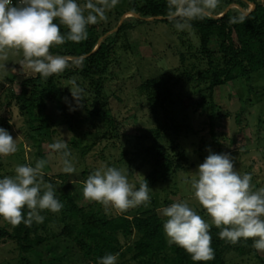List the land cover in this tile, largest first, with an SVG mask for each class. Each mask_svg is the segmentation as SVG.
<instances>
[{
    "label": "rangeland",
    "instance_id": "1",
    "mask_svg": "<svg viewBox=\"0 0 264 264\" xmlns=\"http://www.w3.org/2000/svg\"><path fill=\"white\" fill-rule=\"evenodd\" d=\"M211 1L221 3L223 0ZM79 3L83 5L85 0ZM132 3V0H117L111 5L109 0L106 19L98 22L99 28L115 29L117 16L124 11L119 23L133 21ZM180 24L183 27L141 23L129 29L126 37L133 45L132 51L119 53V64L113 66L102 95H97L87 85L80 86L74 78H61L62 88L78 94L68 99L71 111L75 117L84 118L73 130L62 122V115L53 102H47L45 108L50 126L38 132L28 129L17 107L6 105L9 90L15 89L14 84L3 83L15 77L13 71L18 69L23 53L15 49L0 52V57L4 58L0 63L6 65L0 69V90L3 89L0 91V127L17 138V151L0 156L2 176L14 175L17 165L35 166L44 160L45 183H51L57 192L71 193L80 205H95L94 201L84 198L82 189L88 175L104 163L127 169L130 182L137 187L140 181L147 180L151 200L142 210L155 208L160 215L163 206L186 200L209 222L206 210L184 183L190 175L188 171H194L208 155L206 149L230 153L235 169L240 174H251L253 190L264 187V70L253 74L249 82L236 79L216 86L210 98L205 81L196 82L184 74L192 65L194 69L190 72L198 69L204 59L195 31L185 23ZM209 49H217L214 38L210 39ZM180 54L184 55L183 63ZM27 70L32 72L28 66ZM149 77H158L165 98L161 94L154 102L140 92V83ZM19 83H16L17 89ZM77 88L82 91L77 93ZM102 101L103 108L109 111L110 123L98 116L88 117V109L97 111ZM152 103L157 104L153 107ZM156 129L160 131L156 141L162 145L170 165L167 167L168 161H165L152 174V156L144 149L155 139ZM57 141L68 145L69 159L76 168L74 173L61 171V155L50 147ZM96 205L108 215L135 211V207L120 212L106 210L100 203ZM40 214L47 219L43 230L47 240L35 249L21 252L15 242L0 238V264H90L78 245L63 231L59 212L44 210ZM3 224L4 219L0 218V226ZM253 239L243 245L241 252L234 248L224 250L225 264H264V251L253 247ZM128 257V253L118 257L117 264H135Z\"/></svg>",
    "mask_w": 264,
    "mask_h": 264
},
{
    "label": "trees",
    "instance_id": "2",
    "mask_svg": "<svg viewBox=\"0 0 264 264\" xmlns=\"http://www.w3.org/2000/svg\"><path fill=\"white\" fill-rule=\"evenodd\" d=\"M132 2L135 10L133 21L122 20L119 23L124 11L117 16L115 29H100L96 23L88 26V37L81 42L66 40L63 44L52 45L50 52L65 57L68 62L62 72L47 79L34 73L24 77L18 89L15 87L9 90L7 104L17 107L29 130L38 132L50 126L45 113L47 102L55 104L62 115V122L69 130L80 126L84 118L75 117L71 111L68 99L73 96L70 91L62 88L61 78H74L80 86L87 85L97 95H102L105 81L112 74L113 66L119 64V53L132 51L133 45L127 41L126 33L137 24L166 23L172 26L185 23L195 31L204 63L190 72L194 69L192 65L184 74L187 79L205 81L210 98L216 86L236 79L249 82L253 74L264 70V0H223L221 3L211 1L212 6H203L200 14L194 17L181 16L173 0ZM148 17H152L151 20ZM60 30L62 34L67 32L63 25H60ZM211 38L215 39L217 45L214 51L209 49ZM180 58L183 63L184 55L180 54ZM139 90L154 102L161 94L165 98L158 77L145 79L140 83ZM164 90L168 94L169 91ZM73 94L74 97L78 96ZM156 104L152 103V106L155 107ZM101 105L97 111L88 109V117L98 116L110 123L109 111L103 108L104 101ZM159 136L160 131L156 129L155 139L144 149L152 156V174H155L156 168L168 161L162 145L156 141ZM169 165L170 161L167 162V167ZM0 177H3L1 173ZM56 198L63 203V208L59 211L63 231L78 245L90 264H98V258L109 253H118V257L128 253V258L135 264H225L224 250L234 248L241 252L243 245L251 241L249 238L232 243L220 238L219 229L212 226L210 232L214 259L194 262L184 249L168 243L162 227L163 218L155 208L142 210L144 204H141L131 214L122 212L108 215L96 205L98 202L94 201L95 205H80L69 192L56 191ZM27 212L28 209L25 208V217ZM46 220L45 218L43 223L33 221L30 225L24 222L13 225L4 220V224L0 226V238L15 242L21 252H28L47 240V235L43 233ZM121 239L125 242L121 243Z\"/></svg>",
    "mask_w": 264,
    "mask_h": 264
},
{
    "label": "clouds",
    "instance_id": "3",
    "mask_svg": "<svg viewBox=\"0 0 264 264\" xmlns=\"http://www.w3.org/2000/svg\"><path fill=\"white\" fill-rule=\"evenodd\" d=\"M116 2L110 0L111 5ZM173 3L183 17H194L203 6H212L211 0H173ZM108 6L109 0H85L83 5L79 0H0V52L6 49L22 52V62L47 79L68 66L65 57L50 52L51 46L66 40L78 43L87 39L88 26L106 19ZM60 25L67 29L65 34L61 33ZM177 26L183 27V24ZM4 68L6 65L0 63V69ZM81 91L77 88V93ZM50 147L61 155V171L74 173L76 168L69 159L68 145L57 141ZM206 150L208 155L194 171H188L190 175L184 183L211 222L186 200L163 206L159 211L168 243L184 249L194 262L213 260L210 229L214 225L219 229L220 238L232 243L255 238L253 247L264 251V187L253 190L251 174H240L230 153ZM16 151L17 138L0 127V156ZM45 163L40 160L35 166L17 165L14 175L0 177V218L13 225L43 223L42 211L55 213L63 208V203L56 198L57 189L43 181ZM150 190L145 179L138 187L130 182L127 169L101 163L88 175L82 194L106 210L122 212L149 203ZM25 208L28 209L26 217ZM118 255L105 254L98 258V264H117Z\"/></svg>",
    "mask_w": 264,
    "mask_h": 264
},
{
    "label": "crops",
    "instance_id": "4",
    "mask_svg": "<svg viewBox=\"0 0 264 264\" xmlns=\"http://www.w3.org/2000/svg\"><path fill=\"white\" fill-rule=\"evenodd\" d=\"M23 55H22V58H21V60L19 61V67H18V69L16 70V71H13L14 72V75H15V77H13V79L11 80V81H5V82H3L5 85H7V84H14V87H16V83L17 82H20V79H23L24 77H27V76H32V75H34V72L32 71V72H30V73H28L27 71V64L26 63H23L22 61H23ZM13 70V69H12ZM10 82V83H9ZM0 91H3V89L2 90H0ZM6 105H8L7 103H6Z\"/></svg>",
    "mask_w": 264,
    "mask_h": 264
},
{
    "label": "built area",
    "instance_id": "5",
    "mask_svg": "<svg viewBox=\"0 0 264 264\" xmlns=\"http://www.w3.org/2000/svg\"><path fill=\"white\" fill-rule=\"evenodd\" d=\"M14 2H15V0H14Z\"/></svg>",
    "mask_w": 264,
    "mask_h": 264
}]
</instances>
